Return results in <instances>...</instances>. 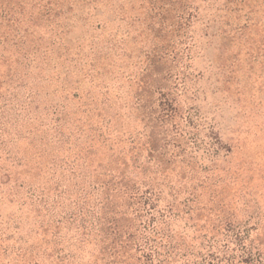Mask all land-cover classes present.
I'll return each mask as SVG.
<instances>
[{"label":"rangeland","instance_id":"obj_1","mask_svg":"<svg viewBox=\"0 0 264 264\" xmlns=\"http://www.w3.org/2000/svg\"><path fill=\"white\" fill-rule=\"evenodd\" d=\"M68 3L61 27L50 32L54 24L43 21L32 32L31 0H0V54L12 61L10 69L0 67V264H50L45 259L58 238L70 259L63 264L94 261L93 245L78 228L81 214L96 209L100 199L89 187L95 163L70 164L83 141L79 104H107L112 148L86 143L95 160L106 163L119 152L123 157L127 136L137 145L146 142L150 132L134 104L141 57L160 44L156 36L166 34L157 32L164 14L153 15L193 6L196 16L178 37L190 48L177 46L168 83L176 114L157 131L164 130L176 157L154 175L161 193L151 212H170V230L186 238L224 226L239 230L264 254V0ZM30 40L40 45L35 58L40 57L25 68L26 61L16 63L14 55L27 53ZM53 108L60 112V134L53 132ZM85 118L82 129L88 133L95 121Z\"/></svg>","mask_w":264,"mask_h":264},{"label":"trees","instance_id":"obj_2","mask_svg":"<svg viewBox=\"0 0 264 264\" xmlns=\"http://www.w3.org/2000/svg\"><path fill=\"white\" fill-rule=\"evenodd\" d=\"M68 1L31 0L29 28L32 26V32L43 21H48L46 24L48 27L54 24L55 28H50V32H53L59 24L61 27L63 19H66L64 13L71 10ZM161 10L163 12L155 13L153 18L157 14L161 16L171 12L169 23L165 22L164 15L157 21V32L164 31L166 34L156 36L161 41L160 44L154 45L151 50L144 53L141 57L142 65L137 67L136 74L138 87L134 109L141 110L139 121L143 128L149 129L148 140L137 145L135 138L127 136L122 141L128 142L131 147L129 146L124 153V158L119 157V152V154H111V161L106 163L95 160L92 144L86 143L104 144L108 146L109 151L112 148L113 128H110L113 126L111 120L105 121L107 104L82 101L78 107L81 125L79 131L82 136L79 137L83 141L79 143L70 164L89 167L95 163L94 180L89 187L92 191H97V196H100L95 204L96 209L85 210L79 221L78 230L81 239L86 243L90 241L94 249L92 254L94 261L89 264H264V254L246 243V235L239 230L234 231L224 226L217 231L198 232L186 238L183 234L170 230L167 217L168 215L171 217L170 212L157 211V215L151 212L154 208L152 202H156L158 198L155 197L161 193L158 187L153 186L154 175L164 172L159 167L163 164H171L176 157L173 150L168 149L170 142L166 141L164 130H161L162 133L157 132L163 129L168 120L176 114L175 102L169 98L168 92V83H171L174 71L172 62L180 53L177 46L181 45L183 52L190 48L186 38L181 41L178 37L183 35L181 32L184 24L188 27L192 18L196 16L197 8L171 7ZM29 28L27 27V31ZM148 29L153 31L151 26ZM29 32L32 34L31 30ZM37 42L40 44L39 39ZM18 43L15 42L13 46L18 47ZM39 51H41L40 45L33 44L30 40L27 53L21 57L17 56L18 54L14 55L17 52L16 48L12 54L17 59L16 63H22L24 60L27 64L24 67L28 68L40 57L35 58ZM100 51L106 52L107 49L101 46ZM10 58L8 54H0V67L7 66L10 69L12 65ZM174 66L176 67V62ZM14 69H17V66H14ZM1 78L2 76L0 81ZM8 79L6 83L11 81V78ZM77 95L74 91L71 92L73 98ZM51 113L56 115L52 123V126L56 125L52 127L53 132L60 134V125L57 126L60 112L57 108H53ZM85 116L95 121L87 126L90 128L88 133H84L82 129L84 125L82 120L87 119ZM104 132L108 134L104 135ZM113 162L114 166H112ZM128 167L131 168L129 172L126 170ZM138 175H141L143 182H140ZM57 233L55 232L53 237H57ZM90 237L91 240H88ZM63 248L60 247L58 238L57 242H53L45 260H51L50 264L70 262L68 253ZM19 252L22 256L26 254L23 251Z\"/></svg>","mask_w":264,"mask_h":264}]
</instances>
